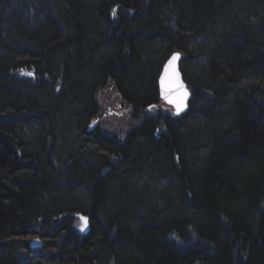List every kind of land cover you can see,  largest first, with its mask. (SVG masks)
Returning a JSON list of instances; mask_svg holds the SVG:
<instances>
[{
    "label": "trees",
    "instance_id": "obj_1",
    "mask_svg": "<svg viewBox=\"0 0 264 264\" xmlns=\"http://www.w3.org/2000/svg\"><path fill=\"white\" fill-rule=\"evenodd\" d=\"M0 264H264V0H0Z\"/></svg>",
    "mask_w": 264,
    "mask_h": 264
},
{
    "label": "water",
    "instance_id": "obj_2",
    "mask_svg": "<svg viewBox=\"0 0 264 264\" xmlns=\"http://www.w3.org/2000/svg\"><path fill=\"white\" fill-rule=\"evenodd\" d=\"M178 54V60L175 62V71L178 73V77H179V82L182 83L183 85V89L180 90V89H173L167 93H165L164 89L162 88V85H161V77L164 75V72H165V68L166 66L168 65V62L171 60V58L173 57V55H177ZM180 58H181V55L179 52H174L168 59L167 61L164 63L163 67H162V70L160 72V75L158 77V91H159V97L160 99L167 105L171 106L172 109H173V113L175 115H180V114H183L186 110H187V105H188V100L190 98V92L183 80V77H182V74H181V71L179 69V61H180ZM181 91H186L187 92V96L183 99V105H182V108L181 110L178 112L177 111V108H176V105L175 103H169V100L172 99V100H176L179 98L180 96V92ZM168 96V98L166 99L165 96ZM119 142H120V139H119ZM66 214H62L59 216V218L57 219H54L53 221L54 222H57L60 220V218L62 216H64ZM76 217L79 219L80 221V230L83 231V232H87L88 231V218L86 216H83L81 214H76ZM85 218L86 219V223L84 220H82L81 218ZM30 246L32 248H40L42 246V243L39 239H32L30 241Z\"/></svg>",
    "mask_w": 264,
    "mask_h": 264
},
{
    "label": "snow or ice",
    "instance_id": "obj_3",
    "mask_svg": "<svg viewBox=\"0 0 264 264\" xmlns=\"http://www.w3.org/2000/svg\"><path fill=\"white\" fill-rule=\"evenodd\" d=\"M178 60V54L177 55H173V57L171 58V60L168 62V65L165 68V72L164 75L161 77V85L162 88L164 89L165 93L175 89H183V85L182 83L179 82V77H178V73L175 71V62ZM187 96V92L186 91H181L180 92V96L178 99L176 100H169V103H175L177 111L179 112L182 108L183 105V99ZM165 98L167 99L168 96L166 95ZM82 220L85 221L86 223V219L85 218H81Z\"/></svg>",
    "mask_w": 264,
    "mask_h": 264
},
{
    "label": "rangeland",
    "instance_id": "obj_4",
    "mask_svg": "<svg viewBox=\"0 0 264 264\" xmlns=\"http://www.w3.org/2000/svg\"><path fill=\"white\" fill-rule=\"evenodd\" d=\"M102 100V98L100 99ZM111 103V102H110ZM109 109L113 110L112 112L104 115L106 121V128L111 131L117 130L118 132H122L127 128V112L123 106L118 105L115 101L112 104L107 105ZM168 111L172 112V108L167 106H163Z\"/></svg>",
    "mask_w": 264,
    "mask_h": 264
},
{
    "label": "bare ground",
    "instance_id": "obj_5",
    "mask_svg": "<svg viewBox=\"0 0 264 264\" xmlns=\"http://www.w3.org/2000/svg\"><path fill=\"white\" fill-rule=\"evenodd\" d=\"M169 106V105H168ZM169 107H171V106H169ZM172 108V107H171Z\"/></svg>",
    "mask_w": 264,
    "mask_h": 264
}]
</instances>
